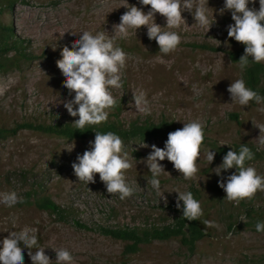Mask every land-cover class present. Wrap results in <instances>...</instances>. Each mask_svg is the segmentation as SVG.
Masks as SVG:
<instances>
[{
	"label": "rangeland",
	"instance_id": "rangeland-1",
	"mask_svg": "<svg viewBox=\"0 0 264 264\" xmlns=\"http://www.w3.org/2000/svg\"><path fill=\"white\" fill-rule=\"evenodd\" d=\"M127 4L145 13L150 9L138 0H20L10 10L0 9L1 23L10 26L15 38L27 47V57L18 67L0 71V129L24 122L73 123L78 119L63 106V101L72 99L74 93L69 95L63 87L65 77L56 65L60 50L79 39L74 31L95 34L105 30L106 35H113V25L120 22ZM223 4L224 0H209L216 21L211 28L194 25L191 13L185 12V21L179 28L165 29L182 37L178 48L169 54L159 53L157 42L147 36V26L115 38L127 54L126 65L119 73L122 87L111 89L122 108L121 121L167 119L178 129L184 123L198 121L206 130L208 144L201 146L205 155L198 161L196 179L185 181L171 162H161L169 173L160 177L162 188L169 192L196 188L202 195V217L212 223L207 224L208 236L197 243L196 249L191 252L172 239L154 241L129 253L127 242L98 231L100 226L174 223L177 193H165L167 204L160 200L148 184L151 173L142 163L151 145L164 148L167 140L123 142L132 163L126 171V181L134 193L121 200L118 194L107 192L99 174L96 182L89 185L79 182L74 174L73 162L94 138L69 140L27 129L0 139V193L15 191L22 198L13 206L0 204V240L11 231L36 228L46 255L55 261L52 248L67 249L74 257L73 264H264V233L255 228L257 222H264V191H257L239 204L224 199L217 191L220 177L211 171L222 160L216 154L209 165L206 159V151L214 150L213 144L232 149L246 142L260 154V159L249 165L264 176V143L259 140L258 128L264 126V112L258 111L260 105L254 102L245 107L229 105L232 101L227 88L232 80L243 79V72L229 56L240 43L232 39L230 47L224 44L228 40L227 27L234 21L230 12L219 14ZM249 7L258 10V0ZM155 22L166 27V19L159 13ZM193 44L211 45L218 50ZM132 92H143L148 103L138 110L134 102L130 103ZM113 115L111 108L108 118L113 119ZM68 142L76 145L71 153L63 150ZM144 144L147 147H142ZM230 174L232 170L224 176ZM42 198L54 201L68 218L63 220L39 208ZM24 257L25 264H31L27 249Z\"/></svg>",
	"mask_w": 264,
	"mask_h": 264
},
{
	"label": "clouds",
	"instance_id": "clouds-1",
	"mask_svg": "<svg viewBox=\"0 0 264 264\" xmlns=\"http://www.w3.org/2000/svg\"><path fill=\"white\" fill-rule=\"evenodd\" d=\"M138 3L150 6L149 11L145 13L142 8L127 4V11L121 15L120 22L113 25V35H106L105 30L95 34L86 30L79 33L74 31L73 34L79 35V39L71 47L65 45L60 50L56 65L65 77L63 87L69 90V95L74 93L72 99L63 101V106L71 117H78L71 124L77 129L106 122L109 110L116 103L111 89L122 87L119 73L127 60L125 51L115 43L117 35L127 36L129 30L138 31L147 26V36L157 42L159 53L169 54L178 48L182 37L176 31L165 29L179 28L182 21H185L183 13H191L196 21L194 25L201 27L211 28L216 22L214 13L210 12L212 8L209 7V0H138ZM256 3L257 0H224L223 7L219 10L220 15L230 12L234 21L227 27L228 40L224 42L225 46L230 47L229 41L232 39L244 45V54L238 62L241 72L246 70L250 61L264 63V0H258V10L249 7ZM157 13L166 19V27L155 22ZM227 91L232 101L229 105L245 107L254 102L260 105L257 110L264 112V96L248 87L244 79L232 80ZM132 102L139 110L148 100L143 92H132L130 103ZM258 128L259 140L264 143V126ZM204 138L201 123H184L182 128L168 133L164 148L151 145V152L142 161L151 173L148 184L150 183L156 195L167 204L165 193H177L176 208L182 211L183 217L188 221H194L202 215L201 204L191 191L176 188L169 192L162 188L160 177L168 172L161 162H171L185 181L196 179L198 161L205 155L201 151ZM75 147L74 142H68L63 150L71 153ZM215 156L216 151H206L209 165L213 163ZM253 159L252 150L242 144L239 151L232 148L223 156L222 163L211 169L220 177L218 186L226 193V200L239 204L242 200L251 198L257 191H264V176L246 164ZM72 168L78 181L87 185L95 183L96 175L99 174L107 192L118 194L121 200L134 193V189L126 181V171L132 168L129 153L125 150L121 137L113 132H95L89 148L83 154L77 155ZM231 169L235 171L225 177L224 173ZM18 202H22V198L17 192L0 193V204L13 206ZM255 228L258 233H264V222H257ZM36 233V228L25 227L20 231H11L0 240V264H25V249L28 250L31 264H73V255L64 248H52L56 254L53 261L39 244Z\"/></svg>",
	"mask_w": 264,
	"mask_h": 264
},
{
	"label": "trees",
	"instance_id": "trees-1",
	"mask_svg": "<svg viewBox=\"0 0 264 264\" xmlns=\"http://www.w3.org/2000/svg\"><path fill=\"white\" fill-rule=\"evenodd\" d=\"M19 2L20 0H0V9L10 10ZM120 42V45L123 44V41ZM193 45L202 49L218 50L211 45ZM243 54L244 45L241 43L238 49L229 52L230 59L237 64ZM26 57L27 47L15 38L13 29L10 26L2 24L0 20V71L8 72L15 69ZM243 79L248 87L264 96V63L257 64L250 61L249 66L243 72ZM112 110L114 111V118H108L106 122H102L100 125L86 126L83 129H77L69 122H24L17 124L13 128H1L0 139H7L15 136L19 130L27 129L63 137L69 140L95 138V132L98 131L101 133L113 132L120 136L123 142L133 140L149 142L153 140H167L168 133L178 129L173 121L167 119H162L159 122L151 120L140 122L139 120H133L124 123L120 119L122 112L120 104L115 103ZM204 137V142L201 146L208 144L206 130H204ZM242 144L247 145L254 153V159L246 162V164L249 165L260 159V154L257 153L249 143L244 142L236 144L233 149L239 151ZM212 146L221 160L229 150H232L231 148L220 147L217 144H213ZM231 170L232 172L235 171V169ZM190 191L193 193L194 198L200 202L202 196L200 191L196 188H192ZM217 191L219 196L225 199L226 193L220 187L217 188ZM38 207L47 210L51 214L57 215L63 220L68 218L66 212L49 198H42L38 202ZM173 209L177 215L174 223L169 225H151L145 227L126 226L117 228L100 226L98 231L105 236L127 242V252L129 253H136L140 250L141 246L151 244L154 241H169L172 239L179 240L182 246L193 252L196 249L197 243L208 236V227L207 223H205L206 218L201 215L194 221H188L183 217L182 211L176 208V204L173 205ZM246 213L249 215L254 214L253 211H246ZM77 224L80 225V223Z\"/></svg>",
	"mask_w": 264,
	"mask_h": 264
}]
</instances>
